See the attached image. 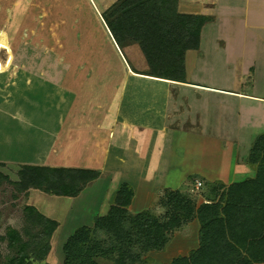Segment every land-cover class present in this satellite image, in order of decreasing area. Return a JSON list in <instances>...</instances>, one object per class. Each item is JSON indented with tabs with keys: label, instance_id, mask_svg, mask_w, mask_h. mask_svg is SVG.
Here are the masks:
<instances>
[{
	"label": "crops",
	"instance_id": "obj_1",
	"mask_svg": "<svg viewBox=\"0 0 264 264\" xmlns=\"http://www.w3.org/2000/svg\"><path fill=\"white\" fill-rule=\"evenodd\" d=\"M33 1L50 9L48 19L59 17L48 0ZM63 1L72 9L80 6V1ZM117 1L87 0L126 68L120 75L114 67L103 66L107 64L98 69L82 67L83 71L100 73L96 94L81 83L87 91L84 96L90 99L85 101L84 97L81 102L98 107L94 112H81L79 124H75L77 113H72L70 120L75 122L69 128L65 125L62 151L50 149L44 156L46 164L39 166L100 171V177L80 195L104 178L109 179L114 194L120 185H131L135 192L131 214L154 207L159 193L172 189L162 187L160 191L157 185L166 179L160 178L163 169L176 168L179 153L196 152L200 166L188 176L195 178V184L201 181L204 186L203 181H210L230 186L254 179L256 170L249 165V156L256 138L264 134V0H179L180 14L212 18L201 30L199 48L186 52L182 81L138 74L148 70L146 59L145 63L137 61L140 47L120 48L103 19V13ZM101 5L107 8L98 13ZM78 37L84 40L87 36ZM133 48L138 51L130 53ZM106 79L110 80L108 85ZM171 137L177 140L176 146L167 147ZM193 140L199 142L197 146L187 144ZM217 152L220 162L214 166L210 154ZM41 155H37L38 160ZM200 228L196 219L175 232L165 250L170 248L177 256L165 264L199 248ZM165 250L149 253V264L162 261ZM51 257L52 248L46 264H51ZM62 260L64 264V255ZM8 262L0 259V264Z\"/></svg>",
	"mask_w": 264,
	"mask_h": 264
},
{
	"label": "trees",
	"instance_id": "obj_2",
	"mask_svg": "<svg viewBox=\"0 0 264 264\" xmlns=\"http://www.w3.org/2000/svg\"><path fill=\"white\" fill-rule=\"evenodd\" d=\"M178 4L179 0H118L104 12L103 19L120 48L140 47L148 70L138 74L185 79L186 52L199 48L201 30L212 18L180 14ZM248 163L256 170L254 179L230 186L216 183L210 189L213 200L199 207L188 195L166 190L161 205L167 212L162 217L147 211L131 214L135 192L131 185L122 184L108 214L67 239L64 264H102L101 260L149 264L146 255L165 250L171 236L196 219L201 223L199 248L170 264H264V134L256 138ZM100 175L95 170L24 165L15 181L0 171V186L10 184L20 194L34 189L75 198ZM24 214L28 227L22 232L9 229L5 237L15 250L7 264H46L59 223L33 206L25 207Z\"/></svg>",
	"mask_w": 264,
	"mask_h": 264
},
{
	"label": "rangeland",
	"instance_id": "obj_3",
	"mask_svg": "<svg viewBox=\"0 0 264 264\" xmlns=\"http://www.w3.org/2000/svg\"><path fill=\"white\" fill-rule=\"evenodd\" d=\"M79 1L80 6L72 9L73 6L70 7L63 0H48L50 7L53 4L55 15L59 16H56L57 19H48L50 9L42 3H34L33 0H0V164L3 165L0 171L13 181L17 180L21 166L46 164L44 156L50 153V149L62 151L65 125L69 128L75 122L70 120L72 113H77L75 120L78 122L75 124H79L81 112H94L98 107L97 104L81 102L84 97L85 101L90 100L84 96L86 88L81 83L90 86L96 94V88L101 86L98 81L100 73L83 71L82 67L94 66L98 69L100 65L107 64L103 66L114 67L120 75L126 68L89 2L83 0L81 8V0H71L72 3ZM102 6H97V12L102 9L101 13L105 11L107 6ZM79 34L81 39L87 36L86 39L79 40ZM136 49L133 48L130 53L138 51ZM139 54L138 63L141 59L145 63L143 53ZM126 59L129 60V57L126 56ZM133 63H130V67L134 66ZM76 68L81 71H71ZM108 81L106 79V85ZM74 92L78 97H74ZM176 142L171 137L167 147L176 146ZM198 143L193 140L187 144L197 146ZM38 154H42L41 160H38ZM217 155L218 152L210 154L209 161L214 166L220 162ZM197 158L196 152L179 153L176 168H166L161 172L160 178L166 179L158 183L157 189L162 191L168 187L173 190H166H179L193 199L197 207L204 200H213L210 189L216 186L214 183L203 181L204 186L197 190L195 178L188 177L197 172L195 168L200 166ZM117 185V182L113 183V187ZM113 189L109 179L104 178L92 184L82 195L66 198L34 189L27 194H20L14 186L3 183L0 186V259L8 262L15 255V250L10 249L5 237L8 239L9 229L22 232L28 227L24 209L33 206L46 217L59 222V228L51 241V264H63V245L78 228L93 227L96 217L107 214L114 202ZM166 190L159 193L154 207L147 209V212L157 217L165 215L167 209L162 207L161 200ZM99 235L106 237L103 232ZM169 249L165 250L167 254L163 255L162 261L152 264H165L177 256ZM151 257L148 254L145 259L152 262ZM100 262L109 264L103 260Z\"/></svg>",
	"mask_w": 264,
	"mask_h": 264
},
{
	"label": "built area",
	"instance_id": "obj_4",
	"mask_svg": "<svg viewBox=\"0 0 264 264\" xmlns=\"http://www.w3.org/2000/svg\"><path fill=\"white\" fill-rule=\"evenodd\" d=\"M203 187V183L201 181H196V189L199 190Z\"/></svg>",
	"mask_w": 264,
	"mask_h": 264
}]
</instances>
